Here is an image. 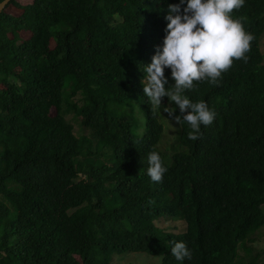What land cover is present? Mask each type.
<instances>
[{
    "label": "trees",
    "instance_id": "obj_1",
    "mask_svg": "<svg viewBox=\"0 0 264 264\" xmlns=\"http://www.w3.org/2000/svg\"><path fill=\"white\" fill-rule=\"evenodd\" d=\"M21 2L0 12V264H113L125 252L181 264L175 241L191 252L182 264H262L264 0L232 12L254 37L247 61L186 93L212 124L189 140L172 121L163 147L141 65L176 0ZM152 151L167 168L159 183L146 175Z\"/></svg>",
    "mask_w": 264,
    "mask_h": 264
},
{
    "label": "clouds",
    "instance_id": "obj_2",
    "mask_svg": "<svg viewBox=\"0 0 264 264\" xmlns=\"http://www.w3.org/2000/svg\"><path fill=\"white\" fill-rule=\"evenodd\" d=\"M245 0H176L168 3L163 19L161 43L154 47L150 62L142 66V92L150 104L166 113L179 124L184 122L187 138L195 140L201 127L212 124L216 113L203 100L193 102L186 95L197 82L219 85L222 74L234 61L246 62L254 37L246 32L243 17H233ZM165 69L169 75H164ZM171 79L172 83L168 81ZM167 85V86H166ZM167 98L168 105L161 104ZM175 105V109L170 105ZM178 110L179 115H173ZM146 175L159 183L167 171L161 155L152 151L146 158ZM176 261L191 258L183 241H175L170 248Z\"/></svg>",
    "mask_w": 264,
    "mask_h": 264
},
{
    "label": "rangeland",
    "instance_id": "obj_3",
    "mask_svg": "<svg viewBox=\"0 0 264 264\" xmlns=\"http://www.w3.org/2000/svg\"><path fill=\"white\" fill-rule=\"evenodd\" d=\"M22 1L21 3H30L32 0H20ZM24 34V33H23ZM261 50L264 53V38L261 41ZM165 106H169L168 104H166ZM55 110L52 108L51 109V114H54ZM160 117H164L163 120V125L165 128V137L161 140V146H166L172 143L174 134H175V129L169 125L170 122H172L173 120H171L170 117H168L167 115H163L162 111L160 113ZM171 120V121H170ZM75 128L77 130V126L75 125ZM172 136V139L169 141V143L165 142V139L169 140V136ZM169 223L171 225L176 224L177 221L172 222L171 220H169ZM169 223H165V225H168ZM159 225H163L164 223H158ZM183 229V224L181 221H179V223L176 226V229L173 232H180ZM257 248H259L262 252V264H264V230L261 231L260 233V240L257 244ZM161 262V257L160 256H149L147 254L144 253H133V252H125L122 254H113L112 255V259H111V263L113 264H160Z\"/></svg>",
    "mask_w": 264,
    "mask_h": 264
},
{
    "label": "water",
    "instance_id": "obj_4",
    "mask_svg": "<svg viewBox=\"0 0 264 264\" xmlns=\"http://www.w3.org/2000/svg\"><path fill=\"white\" fill-rule=\"evenodd\" d=\"M10 0H1L0 1V12L2 11V9L6 6V4L9 2Z\"/></svg>",
    "mask_w": 264,
    "mask_h": 264
}]
</instances>
